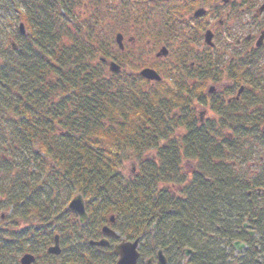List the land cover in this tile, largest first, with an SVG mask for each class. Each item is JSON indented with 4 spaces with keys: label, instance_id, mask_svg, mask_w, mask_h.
<instances>
[{
    "label": "trees",
    "instance_id": "trees-1",
    "mask_svg": "<svg viewBox=\"0 0 264 264\" xmlns=\"http://www.w3.org/2000/svg\"><path fill=\"white\" fill-rule=\"evenodd\" d=\"M195 5L0 0V19L16 12L8 31L0 23V264L27 254L36 264L107 261L98 255L115 264L111 249L89 245L105 225L121 239H141L139 264L159 251L169 264H229L226 248L236 241L249 249L235 264H264V50L219 71L221 61L198 63V87L173 71L151 85L125 70L112 74L102 61L112 58L110 26L124 33L127 22L150 24L153 6L164 19L152 23L153 36L182 38ZM204 28L198 22L189 35L197 40ZM206 75L230 85L207 97ZM196 102L217 119L201 123ZM128 162L135 168L126 175ZM78 195L84 225L68 208ZM57 236L62 254L49 255Z\"/></svg>",
    "mask_w": 264,
    "mask_h": 264
},
{
    "label": "rangeland",
    "instance_id": "rangeland-1",
    "mask_svg": "<svg viewBox=\"0 0 264 264\" xmlns=\"http://www.w3.org/2000/svg\"><path fill=\"white\" fill-rule=\"evenodd\" d=\"M250 4L252 5V3L256 6L255 9H259L263 3L264 0H249ZM220 2L217 1L216 4H214L215 7L213 6H208L205 5V9H220L218 10L219 14H220V18L219 21L222 22V25H217L216 21H211L212 20V14L206 19V24L203 22H201V25L205 26L206 28L208 27V23L212 24V28H214V31H217V35L219 39L218 41H216V48H217V52L215 51H209L206 48H200L196 43V45H187V41L190 42L191 40L189 39H185L183 40V38H175L172 37L170 38L171 42H160V41H156V40H152V38H150L149 36H144L140 34V29H143L142 24L140 25H136L134 22L130 21L126 23V27L128 28V32H117L115 30H113V28H111L112 26H110V32H106V36H110V41H111V48L114 50L111 52V55L114 54L116 55L119 59H121L123 61V59H125V65H128L126 67V71L129 73H133L134 75H136L140 69H142L143 67L146 66H154L157 68H160L161 70V75L162 76H167L169 74L168 70L169 67L172 68L174 66L175 69L173 70V74L178 75V77H180L179 79H182L183 81H187L188 84L192 87L193 85H196L198 87V84L201 82V79H198L196 74H193L192 72L194 71L191 67L192 63L194 64V67H196L195 69L198 68L197 64L200 63L203 65H205V57L209 56V60L210 62L214 61L217 57L218 59L222 60L221 66H219V69H226L227 68V64L229 61L237 58L236 57V52L240 51L242 48H240L238 45H236V40L238 39V36H236V34L238 32H241V35L245 34V36H247V33L253 32L255 31V27H254V18H252V14H250L249 11H247L250 6L247 5V3H245L244 0H233L230 2L229 5H221L219 4ZM155 4V3H152ZM219 4V5H218ZM217 5V6H216ZM82 7V5L80 6V8ZM110 7V6H109ZM19 8L21 10L24 9V6L21 5L19 6ZM151 10L153 11V14L156 16L155 20H153V22H157L159 24L160 21L164 20L163 19V14H157L156 15V11L157 9L155 7H151ZM209 10V12H210ZM107 12V8H104V12ZM162 13V12H161ZM212 13V12H211ZM11 18H15L16 19V12H14V17H12V14L9 13L8 15H3L0 19V23L4 24L6 26H1L4 28L8 29L12 28L10 26L13 25H9V22L11 20ZM158 18V19H157ZM189 19V16L187 17ZM192 21L195 24H198L199 21H196L194 19H192ZM218 21V20H217ZM151 22V23H153ZM260 23H264L263 21H259ZM101 23V22H100ZM194 24V25H195ZM194 25H191L190 28L188 26H185V29L187 30V32L189 33V29L192 30V27ZM21 26L23 27V30L21 29ZM20 30V34L21 36H25L27 31L26 28L24 27V24L21 23L17 25L16 27V31ZM205 30V28H204ZM142 32V31H141ZM118 33H122L123 35H125V37L130 38L133 36V33H135L137 36L141 37L143 40H139V41H135L134 43L128 45L126 44V54L125 55H117V51H116V40L115 37L117 36ZM111 34V35H110ZM170 35V34H169ZM189 36V34H188ZM244 36V37H245ZM259 37V33H257L256 35V40H258L257 38ZM192 43V41L190 42ZM167 46V52H168V56L164 57L165 59H162L163 62H161V60H157L155 55L157 54L158 51H160L162 49V47ZM188 46L190 49V51H186V46ZM196 46V47H195ZM13 49L17 48L16 44L13 43L12 44ZM194 47V48H193ZM228 50V51H227ZM222 52V53H221ZM259 57L263 58L260 59V61L264 62V51H261V53L257 54ZM113 56V55H112ZM129 61H126L128 60ZM176 59H182L184 61V63L180 64L178 62H176ZM157 60V61H156ZM207 60V61H209ZM178 61V60H177ZM226 61V62H225ZM157 62V63H156ZM161 63H166V64H161ZM156 64V65H155ZM199 65V64H198ZM207 65V64H206ZM205 65V66H206ZM167 66V67H166ZM207 67V66H206ZM215 71H217V68H215ZM189 78V80L184 79V78ZM207 77V82L205 84L206 90L204 92L205 96H208L207 92L210 89V86H215L216 90L221 91L222 88L225 87H221V84L212 81L211 78H209L208 75H206ZM214 77V76H213ZM215 79V77H214ZM219 79V76H218ZM168 83H172L171 80L166 79ZM216 80V79H215ZM227 81V80H226ZM226 81H224L225 83H227ZM230 85V82L227 83ZM238 88V87H237ZM238 90V89H236ZM237 94V92H236ZM209 97V96H208ZM196 111L198 113V117H200V114L202 113V117L203 120L206 119H217L215 113L210 109V107H205L202 106L201 104H198L197 102L194 104ZM261 159V158H260ZM257 162V160H256ZM258 164V162H257ZM135 168V164L134 163H126L125 164V169L124 172L126 175H129L132 169ZM257 171V174L261 173V168L259 166H257L255 168ZM190 170V167H189ZM24 226H27L26 224H23L21 228H23ZM20 230V229H19ZM228 253L230 254L231 257V261L234 262V259H238L240 255L239 253H231L230 251H228ZM260 259V257H258ZM20 264V262H19Z\"/></svg>",
    "mask_w": 264,
    "mask_h": 264
},
{
    "label": "flooded vegetation",
    "instance_id": "flooded-vegetation-1",
    "mask_svg": "<svg viewBox=\"0 0 264 264\" xmlns=\"http://www.w3.org/2000/svg\"><path fill=\"white\" fill-rule=\"evenodd\" d=\"M186 1H193L194 3H196V5L192 8V13H193V11L195 10V9H197V8H204L205 9V5H208L209 7L210 6H213V7H215L214 6V4H216L217 3V1H219L220 3L219 4H221V5H229V3H228V0H186ZM233 1V0H232ZM183 2L185 3V0H183ZM218 4V5H219ZM217 6V5H216ZM256 8V6L254 5L253 7H250L247 11H249L250 12V14H252V18H254V27H255V31H253V32H250V33H247L248 35L247 36H245V34H243V35H241V32H238L237 34H236V36H238V39L236 40V45H238L240 48H242L240 51H237L236 52V57L238 58L239 56H242V55H251V54H253L256 50H258L259 48H258V42H257V40H256V35H257V33H259V37L261 36L262 37V35H264V26L262 27H258L257 28V24L258 23H260L259 21H263L264 22V9H255ZM206 10H207V12H206V15L203 17V18H201V19H199V20H196V21H199V22H203L204 21V23L206 24V19L212 14V22L213 21H216L217 22V25H222V22L221 21H219V19L218 18H220V14H219V12H218V10H220V9H216V8H214V9H207L206 8ZM209 10H210V12H209ZM212 12V13H211ZM211 17V16H210ZM187 20H189L190 21V18L189 19H187ZM218 20V21H217ZM192 24H195L193 21L191 22ZM140 24H142V26H143V29H140V34L141 35H144L145 37L146 36H149L150 38H152V37H154L155 39L154 40H156V41H160V42H162V43H164V42H166V41H169V42H171V40H170V38H172V36H171V34L168 36V40H158V38L157 37H155V36H153L154 35V33H156L157 31H158V27L156 26V25H153L152 23H150V24H148V23H138V25H140ZM196 25V24H195ZM208 25V29H210L211 31H212V34H213V42L214 43H216V41H218L219 39H217L218 38V35H217V31H214V28H212V24H210V23H208L207 24ZM259 28H261V29H259ZM262 28H263V30H262ZM142 31V32H141ZM217 32V33H216ZM189 34V33H188ZM188 34L186 35V36H184V37H182L183 38V40H185V39H190L191 41H192V43H190V42H188L187 41V45L188 44H192L193 46L194 45H196V43L195 42H198V46L200 47V48H206V49H208V50H213L214 48V50L213 51H215V52H217V48H216V44L214 45L215 47L213 48V47H210V46H208L207 45V43H205V41H204V35H203V38L202 39H200L199 37H198V39L197 40H195L193 37H191L190 35L188 36ZM245 36V37H244ZM173 37H175V38H177V39H179V36L176 34L175 36H173ZM259 37L257 38V39H259ZM139 40H143L141 37H139V36H137L135 33H133V36L132 37H130V38H127V37H125V35H124V44L126 45V44H128V45H130L131 44V46H132V43H134L135 41H139ZM195 40V41H194ZM260 46H264V37H263V42L261 43V45ZM133 47V46H132ZM164 47H167V46H165L164 45ZM196 47V46H195ZM168 48V47H167ZM194 48V47H193ZM125 49H126V47H125ZM186 51H188V49H187V47H186ZM190 51V50H189ZM228 51V50H227ZM159 52V51H158ZM157 52V53H158ZM222 53V52H221ZM126 54V52L124 53V55ZM255 54H256V52H255ZM123 55V54H122ZM157 55V54H156ZM155 55V57H156V59L157 60H161V62H163V60L162 59H165V58H159V57H157ZM209 56H207V57H205V59L204 60H209V58H208ZM237 58H235V59H233V60H231V61H229L228 63H230V62H235L236 60H238ZM112 59H115V55L113 54V57H112ZM125 59H123V61H124ZM156 60V61H157ZM178 60V61H177ZM219 60V59H218ZM217 60V61H218ZM126 61H129V59L128 60H126ZM130 62V61H129ZM176 62H178V63H180V64H182V63H184V61L182 60V59H176ZM226 62V61H225ZM157 63V62H156ZM161 64H166V63H161ZM156 65V64H155ZM207 65H210L209 63L207 64ZM167 67V66H166ZM175 67L176 66H174V67H172V68H170L169 67V70L168 71H173L174 69H175ZM191 67H193L192 69L194 70L192 73H196V71H195V68L196 67H194V64L192 63V66ZM144 68H150V69H153V70H155V71H157V72H160L161 73V70H160V68H157V67H154V66H146V67H143L142 69H144ZM142 69H140L139 70V72L138 73H140V71L142 70ZM201 69V68H200ZM137 73V74H138ZM151 85H153L152 83H151ZM228 84H225V82H223V83H221V87H226ZM195 85H193L192 87H194ZM211 88H214V90H211ZM216 92H218V90H216V88H215V86L213 85V86H210V89L208 90V92H207V94H208V96L209 95H212V94H214V93H216ZM237 94H238V92H237ZM207 96V97H208ZM236 97H237V95H236ZM235 97V98H236ZM234 98V99H235ZM198 103V102H197ZM199 104V103H198ZM202 113L200 114V117H199V119H200V122L201 123H203L205 120H203V118H201L202 117ZM88 220H89V218H88ZM105 227H108V228H110V229H112V230H114L113 228H111L110 227V225H105L104 227H102L101 228V231H100V238L99 239H97V240H90L89 241V245L91 246V247H93V249L95 250V253H101V254H104L105 253V250H109L110 251V249L112 250V252L114 253V247L116 246V245H118V244H120L121 242H122V240H124V239H121L120 238V234L118 233V237H111L110 236V233L109 232H104V228ZM115 231V230H114ZM250 234H251V236H255L256 235V233L254 232V231H250ZM101 241H103V242H105V243H108L107 244V246H102V247H98V246H95V245H92L91 243L93 242V243H99V242H101ZM116 241V242H115ZM235 243H238V244H241V245H244V248L243 249H241V250H238V249H236L235 248ZM248 249H249V247H248V245L246 244V243H244V242H241V241H236V242H234L233 244H232V246H231V248H226V250H229L230 252L232 251L233 253H239V254H242V255H240L239 256V258L241 257V256H243L244 255V253L246 252V251H248ZM231 252V253H232ZM192 255V253L190 254V255H187L186 254V252H185V256H186V258H188L189 256H191ZM101 259H107V261L106 262H110V257H107V256H105V255H98ZM158 253H157V255L156 256H153V257H150V258H147V259H145V261H144V264H148V261L149 260H151V259H153V260H155L154 262H152V264H157V260H158ZM238 258V259H239ZM140 259H141V255H140ZM140 259H139V262H140ZM238 259H234V262H232L231 261V257L229 258V264H235L236 263V261L238 260ZM242 259V258H241ZM106 262H102V260H101V262H100V264H105ZM139 262H138V264H139ZM257 262L258 263H260L261 261H260V259L259 258H257ZM20 264H21V262H20ZM33 264H36V262H34ZM167 264H169V261L167 260Z\"/></svg>",
    "mask_w": 264,
    "mask_h": 264
},
{
    "label": "water",
    "instance_id": "water-1",
    "mask_svg": "<svg viewBox=\"0 0 264 264\" xmlns=\"http://www.w3.org/2000/svg\"><path fill=\"white\" fill-rule=\"evenodd\" d=\"M204 14H205V11L200 9V10H197L195 12L194 16L196 18H200ZM21 29L23 30L22 26H21ZM212 38H213L212 33L207 32L206 42L210 45L212 44ZM118 42L120 44V47L123 48L121 35H118ZM167 54H168L167 50L163 49L158 56H167ZM111 70L113 72H120V68L118 66H116L115 64L111 65ZM142 75L147 79L160 80V77L153 70L146 69L142 72ZM243 90H244V88L240 90L239 95L242 93ZM68 208L71 212H73L74 214H76L78 216L79 222L81 224H84L88 220V214H87L86 207H85V201H84V198L82 195L76 196L70 202ZM110 221L114 222V218H111ZM104 232L105 233L109 232L111 237H118V233L116 231L108 228V227L104 228ZM140 241H141L140 238L135 240L134 242L122 240V242L120 244L116 245L114 247V255L117 257L116 264H138L139 259H140V253L138 251L139 246H140ZM91 244L98 246V247H102V246H107L108 243L101 241L99 243H93L92 242ZM234 246L238 250H241L244 248V245H241L238 243H235ZM191 253H192L191 251L186 252L187 255H190ZM48 254H51V255H60L61 254L58 236L56 237L55 246L49 248ZM157 258H158L157 264H167V259H166L165 255L162 251H159ZM154 261L155 260L151 259L148 261V264H152V262H154ZM34 262H35V257L31 254L25 255L21 259V264H33Z\"/></svg>",
    "mask_w": 264,
    "mask_h": 264
},
{
    "label": "bare ground",
    "instance_id": "bare-ground-1",
    "mask_svg": "<svg viewBox=\"0 0 264 264\" xmlns=\"http://www.w3.org/2000/svg\"><path fill=\"white\" fill-rule=\"evenodd\" d=\"M258 45V48L260 49V50H264V46H260L261 44H257Z\"/></svg>",
    "mask_w": 264,
    "mask_h": 264
}]
</instances>
